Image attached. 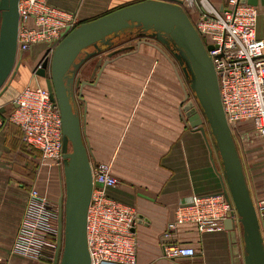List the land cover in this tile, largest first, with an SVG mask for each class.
<instances>
[{"label":"crops","instance_id":"0c3cea01","mask_svg":"<svg viewBox=\"0 0 264 264\" xmlns=\"http://www.w3.org/2000/svg\"><path fill=\"white\" fill-rule=\"evenodd\" d=\"M48 1L74 13L81 24L142 0ZM211 2L221 7L227 0ZM255 6L259 10L257 34L264 37V0ZM140 40L159 45L175 65L157 48L145 43L137 46ZM111 52H116L113 61L104 67L99 79V67L93 77L79 76L89 84L83 87L82 99L78 98L81 89L76 87L77 105L92 164L111 165L119 181L109 190L110 196L137 211V263L234 264L232 230L226 222L224 230L205 233L193 223L181 224L177 241L195 247L197 256H163L160 237L175 219L177 208L194 195L223 192L227 185L223 162L210 128L208 133L205 129V135L183 110L187 81L178 78L176 69L181 74V65L161 43L147 37L132 38L101 53V58L108 59ZM31 55L35 60V50ZM22 60L25 66L22 64L18 78L0 98V116L5 119L0 126V264H55L54 251L37 259L14 250L30 189L36 187L40 194L59 203L65 193L64 167L42 164L41 152L26 144L22 129L5 118L15 107L17 86L21 92L26 85L39 82L28 72L31 64ZM236 143L253 201H262L264 139L245 147L247 163L246 153ZM234 229L242 250V225Z\"/></svg>","mask_w":264,"mask_h":264},{"label":"built area","instance_id":"2783aa9c","mask_svg":"<svg viewBox=\"0 0 264 264\" xmlns=\"http://www.w3.org/2000/svg\"><path fill=\"white\" fill-rule=\"evenodd\" d=\"M182 6L205 45L213 46L208 54L217 72L222 104L235 141L238 125L246 121H251L264 139V37L257 34V6L242 0H227L221 7L211 0H182ZM18 8V56L39 43L53 51L80 25L74 13L48 0H19ZM14 104L17 106L6 120L20 126L23 141L41 152L42 164L64 167L62 116L48 88L26 85ZM4 120L0 116V126ZM92 169L93 191L87 216L90 264H138L137 211L110 196L109 190L119 184L111 165L95 163ZM254 204L264 242V200ZM60 216V203L32 187L14 250L37 259L44 256L46 249L57 253ZM226 220L232 221L234 228L241 226L234 203L222 192L194 195L177 208L175 219L162 233L163 256H197L195 247L177 241L181 224L193 223L205 233L224 230Z\"/></svg>","mask_w":264,"mask_h":264},{"label":"water","instance_id":"95a60500","mask_svg":"<svg viewBox=\"0 0 264 264\" xmlns=\"http://www.w3.org/2000/svg\"><path fill=\"white\" fill-rule=\"evenodd\" d=\"M257 5L258 0H242ZM19 0H0V98L9 89L22 66L18 56ZM147 37L161 43L179 62L189 88L200 105L201 112L190 100L185 88L183 110L193 126L205 135L203 117L216 142L224 167L227 185L223 194L232 201L242 225V250L233 222L231 229L234 264H264V242L258 213L247 183L237 143L228 124L222 104L220 85L212 58L193 21L182 6V0H142L115 9L91 21L83 22L70 31L55 47L44 54L42 67L33 70L46 78L51 99L60 109L63 125L65 193L60 200L59 242L55 264H90L87 240V216L93 191V169L83 137L78 112L76 87L82 99L83 87L89 82L77 77L90 59L126 40ZM160 50L175 65L159 45L146 40L137 42ZM100 59L96 78L113 61ZM178 78L182 76L176 69ZM15 106H17L15 104ZM64 197V201H63ZM242 251V252H241Z\"/></svg>","mask_w":264,"mask_h":264},{"label":"rangeland","instance_id":"374dc122","mask_svg":"<svg viewBox=\"0 0 264 264\" xmlns=\"http://www.w3.org/2000/svg\"><path fill=\"white\" fill-rule=\"evenodd\" d=\"M192 20V19H191ZM35 50V53H37V56L35 58V60L32 59V53L33 51ZM47 50V46L46 44L44 43H39V44H35L31 47L30 50H28L27 52H25V54H21V60L23 58H25V61L24 63H26V61L29 62L30 67L32 66V70L31 71H28L29 74L32 73L34 77L38 78L39 79V82L37 83H33L31 84L32 87H36V86H42V87H47L46 85V81L44 80V78H42L41 76H38L36 75L35 73H33V70L35 68V66L42 60L45 52ZM101 54L94 57L93 59L89 60L82 68V70L80 71V77L83 78V77H86V76H90V77H93V73L95 71V69L98 67V60L101 58ZM23 61V60H22ZM36 61V63H35ZM23 64V62H22ZM23 66H25V64H23ZM26 74V73H25ZM182 74V77L185 79V76L183 74V72H181ZM20 75V73H19ZM18 78V73L15 77V79ZM186 80V79H185ZM188 85V84H187ZM26 87V86H25ZM19 86H17V91L14 92V95H15V99L17 98V96L19 95L20 93V90L18 89ZM188 90H189V94H190V100L194 101L195 102V105L197 106V108L199 109V112H201V109H200V105L198 104V102L196 101L191 89L189 88L188 86ZM14 110V108L11 109V112ZM10 112V113H11ZM9 115V114H8ZM204 118V117H203ZM10 122V121H9ZM249 122L251 121H246V122H242L241 124L238 125V132H237V135H236V140L237 142L239 143L240 147H241V150H242V153L245 152V147H248L250 145L248 144H251V143H254L256 144L258 141L259 143L263 140V138H260L258 137L256 134H255V130L253 128V125L250 124ZM12 123V122H11ZM14 124V123H13ZM16 125V124H15ZM18 126V125H17ZM203 126L205 127V129L207 130V133H208V130H209V125L208 123L206 122V119L204 118V123H203ZM20 127V126H19ZM256 135V136H255ZM23 136V135H22ZM23 139V138H22ZM247 144V145H246ZM247 153L244 155V158H245V162L247 163ZM46 252L48 251L49 253L51 252V254H49L50 256L53 254V250L52 249H46L45 250Z\"/></svg>","mask_w":264,"mask_h":264},{"label":"flooded vegetation","instance_id":"af4514ba","mask_svg":"<svg viewBox=\"0 0 264 264\" xmlns=\"http://www.w3.org/2000/svg\"><path fill=\"white\" fill-rule=\"evenodd\" d=\"M99 55H100V54H99ZM92 59H93V58H92ZM100 59H101V58H100ZM100 59H99V60H100ZM102 59H103V58H102ZM43 60H44V57H43L42 60H41L36 66H35V67H36V70H38L39 68L42 67ZM90 60H91V59H90ZM99 60H98V62H99ZM87 62H88V61H87ZM87 62H86V63H87ZM86 63H85V64H86ZM85 64H84V65H85ZM84 65H83V66H84ZM83 66L81 67L80 71L82 70ZM98 67H99V64H98ZM80 71H79V73H78V75H77L78 78H79ZM42 78H44V80L46 81V78H45V77H42Z\"/></svg>","mask_w":264,"mask_h":264}]
</instances>
